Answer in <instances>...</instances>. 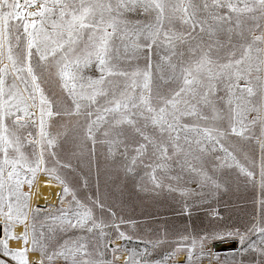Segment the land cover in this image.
I'll return each mask as SVG.
<instances>
[{
	"label": "snow or ice",
	"instance_id": "obj_1",
	"mask_svg": "<svg viewBox=\"0 0 264 264\" xmlns=\"http://www.w3.org/2000/svg\"><path fill=\"white\" fill-rule=\"evenodd\" d=\"M69 140L89 171L99 145L189 215L220 205L233 175L258 208L240 227L126 234L99 181L94 199L69 186ZM40 172L62 186L54 211L33 205ZM0 223V264H264V0H0ZM229 237L240 249L221 259L209 244Z\"/></svg>",
	"mask_w": 264,
	"mask_h": 264
},
{
	"label": "rangeland",
	"instance_id": "obj_2",
	"mask_svg": "<svg viewBox=\"0 0 264 264\" xmlns=\"http://www.w3.org/2000/svg\"><path fill=\"white\" fill-rule=\"evenodd\" d=\"M133 18L144 19L143 16ZM221 55H223V52H221ZM44 87L48 89L46 94L51 96L53 89H49L48 85H44ZM54 91L59 94V89H54ZM53 119L56 120L57 126L62 122L58 118ZM29 130L33 131L34 134L38 131L37 128ZM88 147L91 149L90 142ZM242 147L243 151L239 155L242 163L244 162V152H248L250 157L254 156L257 163L259 162L258 146L253 148V146L242 145ZM74 152L76 155H73ZM62 155H64V162L70 159L75 168V171L72 169L65 170L64 174L67 177L69 186L76 191L78 198L86 199L87 197H92L94 199L97 195V182L99 181V195L102 199L107 197L108 203L115 204L114 210L117 212V222L119 223L121 217L124 221L128 222L120 224L121 230L125 231L126 234H143L147 237L150 232L155 233L158 229L162 228L177 232L187 230L195 234L217 225L222 229L229 226L240 227L252 218L254 210L258 208V204L254 203V201L258 199L259 193L258 191L253 192L251 186L245 185L242 182L243 176H240L239 180H237L236 176L233 175L232 190L227 194L221 195L220 199L222 203L220 205H216L214 201L211 205L205 203L202 206L193 208L191 215H189L184 211V201L186 198L181 197L179 192H169L167 189L159 190L158 192L142 190L143 184L146 182V180H141L143 169L138 168L137 175L128 174L125 176L124 172L112 165L111 161H105L104 157L101 156L99 145H97L96 152L99 175H97V168L95 166L89 171L87 162H81L78 150L71 140L63 144ZM116 159L119 160L121 158L117 155ZM256 171L258 173V167ZM85 178L87 179L86 185ZM188 187L194 188L195 185L190 184ZM66 199H70V196ZM187 201L189 205L194 203L191 197L187 198ZM210 206L217 208L220 216L210 215L208 212ZM52 210L54 211V208ZM97 214H99V211ZM241 230L243 229L241 228ZM232 240L236 242V247L233 250L216 252L220 255L221 259L230 255L233 251H239V240L235 237H229L222 241L217 240L213 242ZM117 241L119 244H127L128 247L134 246L132 243L116 239L113 236L112 244L115 245ZM209 248L213 250L212 244H209ZM165 250H167L166 246L165 249H161L160 255L155 258L159 259ZM111 255L109 249V259H111ZM203 260H209L215 264V261L211 257L204 258ZM118 264H121V262L118 261Z\"/></svg>",
	"mask_w": 264,
	"mask_h": 264
},
{
	"label": "bare ground",
	"instance_id": "obj_3",
	"mask_svg": "<svg viewBox=\"0 0 264 264\" xmlns=\"http://www.w3.org/2000/svg\"><path fill=\"white\" fill-rule=\"evenodd\" d=\"M25 190H27V186L25 187ZM32 191H33V196H32L33 205L39 204L41 206H44L45 204H49L52 205L53 208L60 206V202L56 194L62 193V186L58 182L52 180V178L49 177L47 174L41 172L37 175ZM36 193L40 194L39 200H37V197L35 195ZM15 230L19 232L21 230V226H17ZM116 244H119V242L117 241ZM225 244L229 245V242ZM17 246L18 245L16 241H10V247L15 248ZM180 259H183V256H181ZM119 261L121 262V264H123V255H121V259ZM202 264H213V263L209 260H203Z\"/></svg>",
	"mask_w": 264,
	"mask_h": 264
},
{
	"label": "water",
	"instance_id": "obj_4",
	"mask_svg": "<svg viewBox=\"0 0 264 264\" xmlns=\"http://www.w3.org/2000/svg\"><path fill=\"white\" fill-rule=\"evenodd\" d=\"M3 236V225L0 224V237ZM229 242V245H226L225 243ZM235 241H225V242H216L214 243V248L213 250L215 252H218V251H230V250H233L236 246H235ZM212 247H213V244H212Z\"/></svg>",
	"mask_w": 264,
	"mask_h": 264
}]
</instances>
